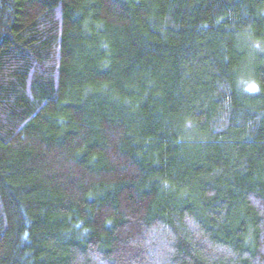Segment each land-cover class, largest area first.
Returning <instances> with one entry per match:
<instances>
[{
    "label": "trees",
    "instance_id": "16d2710c",
    "mask_svg": "<svg viewBox=\"0 0 264 264\" xmlns=\"http://www.w3.org/2000/svg\"><path fill=\"white\" fill-rule=\"evenodd\" d=\"M0 264H264V0H0Z\"/></svg>",
    "mask_w": 264,
    "mask_h": 264
},
{
    "label": "clouds",
    "instance_id": "9594fccd",
    "mask_svg": "<svg viewBox=\"0 0 264 264\" xmlns=\"http://www.w3.org/2000/svg\"><path fill=\"white\" fill-rule=\"evenodd\" d=\"M260 90V85L257 82H253L250 84L248 91H259Z\"/></svg>",
    "mask_w": 264,
    "mask_h": 264
}]
</instances>
